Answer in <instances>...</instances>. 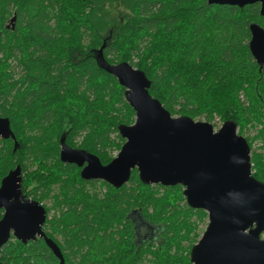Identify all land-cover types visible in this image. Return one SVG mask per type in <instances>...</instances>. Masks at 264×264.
I'll use <instances>...</instances> for the list:
<instances>
[{
  "label": "trees",
  "instance_id": "trees-1",
  "mask_svg": "<svg viewBox=\"0 0 264 264\" xmlns=\"http://www.w3.org/2000/svg\"><path fill=\"white\" fill-rule=\"evenodd\" d=\"M252 23L264 29L259 4L0 0V116L19 144L14 152L12 140L0 143V178L20 166L28 197L52 199L45 230L65 264H192V246L182 245L194 237L193 219L207 218L189 207L181 185H145L134 170L115 189L61 162L66 135L69 147L110 163L125 143L118 127L134 123L126 89L95 58L104 41L105 60L143 71L150 95L172 116L233 121L242 135L248 122L264 126V68L249 49ZM251 161L264 183V157L254 153ZM1 259L61 264L43 240H16Z\"/></svg>",
  "mask_w": 264,
  "mask_h": 264
},
{
  "label": "water",
  "instance_id": "water-1",
  "mask_svg": "<svg viewBox=\"0 0 264 264\" xmlns=\"http://www.w3.org/2000/svg\"><path fill=\"white\" fill-rule=\"evenodd\" d=\"M209 5L244 8L264 0H207ZM16 17L11 20L14 23ZM250 52L264 68V29L250 25ZM107 42L96 52L99 66L113 75L126 89L125 98L135 112V123L118 127L125 140L118 155L104 165L94 154L73 149L63 135L60 160L81 168L85 181H104L115 189L130 182L138 171L145 185H181L189 207L208 213L209 224L193 246V264H264V183L252 172L251 149L238 125L227 121L216 130L213 124L189 117H174L150 95L151 81L146 74L123 62L110 65L104 57ZM13 138L14 152L19 148L8 119L0 118V138ZM22 169L18 166L3 179L0 208V250L11 231L23 244L44 238L49 248L65 264L58 246L48 239L43 226L45 208L28 199L22 191Z\"/></svg>",
  "mask_w": 264,
  "mask_h": 264
},
{
  "label": "rangeland",
  "instance_id": "rangeland-1",
  "mask_svg": "<svg viewBox=\"0 0 264 264\" xmlns=\"http://www.w3.org/2000/svg\"><path fill=\"white\" fill-rule=\"evenodd\" d=\"M117 64H119V63H117ZM130 65L133 66L132 64H130ZM134 68H136V67H134ZM240 97H241V100L244 101L245 97H244V95L242 93H241ZM135 120H136V117L134 119V123H135ZM201 121L206 122L204 119H202ZM262 121L264 123V119ZM223 123H225V122H222L220 120V118L216 117L215 120L213 121V123H211V124H213V126L215 127L216 130H218L223 125ZM261 131H264L263 124H258L256 122H254V123L248 122L246 127H244V129H243V134L241 136L245 137L246 139L248 138V140L250 142L248 144H250L249 146H250V149H251V159H252V156H253L254 153L260 154V155H262L264 157V139H263L264 133H261ZM238 134H239V128H238ZM79 141H81V138H79ZM119 152L120 151L113 152L112 153L113 157L115 158L118 155ZM251 163H252V161H251ZM252 172H253V164H252ZM97 182H100V181H97ZM30 190H31V188H30ZM102 190L104 192L106 191L105 189H102ZM183 192H184V189H183ZM45 199L46 198H41V201H44ZM43 204L47 208H49L50 217L53 218L54 209L52 208V201H45ZM193 222H194L195 227H196L194 233H192L194 237H192V240H190V241L183 242V245H182L183 249H185L186 252H188V250H189V248L191 246L193 248V246H195L198 243V241L201 239V237L203 236L204 232L206 231L207 226L209 224L208 213H207V218L205 220L202 221L200 219H193ZM156 236H157V234L154 235V237H156ZM263 238H264V235H263ZM192 248H190V249L192 250ZM191 250H190V253H191Z\"/></svg>",
  "mask_w": 264,
  "mask_h": 264
},
{
  "label": "flooded vegetation",
  "instance_id": "flooded-vegetation-1",
  "mask_svg": "<svg viewBox=\"0 0 264 264\" xmlns=\"http://www.w3.org/2000/svg\"><path fill=\"white\" fill-rule=\"evenodd\" d=\"M12 25H13V23L11 22V25H10V27L9 28H11L12 29ZM0 118L1 119H7V118H5V117H2V116H0ZM10 128H11V126H10ZM12 132V131H11ZM14 135V134H13ZM66 136V135H65ZM16 138V137H15ZM4 140H12L13 141V144H14V146H15V141L13 140V138H12V136L11 137H9L8 139H5V138H0V143L2 142V141H4ZM60 151H61V147H60ZM60 155V154H59ZM76 166V165H75ZM80 170H82L81 168H79ZM15 169H13V170H9L8 172H7V174L6 175H4L2 178H0V188H1V185H2V181H3V179L4 178H6L8 175H9V173L11 172V171H14ZM100 182H104V181H100ZM22 191H23V194L28 198V199H31V200H34V199H32L31 197H28V192L26 193V191L24 190V187H23V184H24V178H23V172H22ZM55 194L54 193H51V195L50 196H54ZM34 201H36V200H34ZM45 201H52V199L50 198V197H46V199L44 200V201H41L40 202V204L45 208V210H46V212H47V219H46V222H45V224H44V226H43V232H44V234H45V236L48 238V236H47V234H46V223H47V221L48 220H51L52 218L50 217V210H49V208H47L43 203L45 202ZM38 202V201H37ZM55 212V211H54ZM5 210L4 209H1L0 208V221L4 218V216H5ZM155 234H152V237L154 236ZM60 238V237H59ZM58 238V241H60V239ZM48 239H50V238H48ZM17 239L14 237V232L13 231H11V234H10V238H9V240H8V242L2 247V249L0 250V264H6L4 261H2V259H1V257H2V252H3V250H4V248L6 247V246H9V245H12L15 241H16ZM37 240H43L45 243H46V241H45V239L44 238H41V237H38V239ZM17 241H19V240H17ZM47 244V243H46Z\"/></svg>",
  "mask_w": 264,
  "mask_h": 264
}]
</instances>
